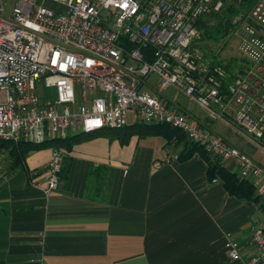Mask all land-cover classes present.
<instances>
[{
  "label": "built area",
  "instance_id": "obj_1",
  "mask_svg": "<svg viewBox=\"0 0 264 264\" xmlns=\"http://www.w3.org/2000/svg\"><path fill=\"white\" fill-rule=\"evenodd\" d=\"M47 1L16 0L7 12L0 0V141L168 124L215 159L235 160L237 175L264 199V165L180 111L168 93L185 95L264 151V0H50L56 8ZM229 7L236 12L227 16ZM224 17L237 45L231 63L224 46L204 39V27ZM63 158L54 147L47 193L59 187ZM179 158L171 149L166 160ZM226 246L239 264H264L260 225L245 242L228 235Z\"/></svg>",
  "mask_w": 264,
  "mask_h": 264
},
{
  "label": "crops",
  "instance_id": "obj_2",
  "mask_svg": "<svg viewBox=\"0 0 264 264\" xmlns=\"http://www.w3.org/2000/svg\"><path fill=\"white\" fill-rule=\"evenodd\" d=\"M199 117L264 165V151L243 135ZM143 124L72 131L21 159L13 143H0V264H239L227 237L245 242L253 225L264 228V199L230 193L200 151L167 161L171 149L185 152L188 138L168 140ZM56 146L61 180L47 193ZM220 163L237 173L235 160Z\"/></svg>",
  "mask_w": 264,
  "mask_h": 264
},
{
  "label": "trees",
  "instance_id": "obj_3",
  "mask_svg": "<svg viewBox=\"0 0 264 264\" xmlns=\"http://www.w3.org/2000/svg\"><path fill=\"white\" fill-rule=\"evenodd\" d=\"M252 1L253 0H244V3L245 2L251 3ZM228 11L229 12L227 13V16H230L232 15V13L236 12V9L229 7ZM228 18L224 17L223 19H218V21L212 26H209V25L205 26L204 27V39L217 42L221 40L223 36H226L229 33V29H230V21ZM233 59L234 58H230L229 62L231 63ZM143 127L147 133L163 134L168 140H173L176 142L177 141L181 142L182 139L179 138L180 136L181 137L186 136L179 129L173 128L172 126L168 124H143ZM0 143L1 144L13 143V147L11 149L12 155L16 156L19 159L25 156L26 153L32 148H39L41 146H46L50 144L49 141L48 142L46 141L42 144L41 143L35 144V143L24 142V141L19 142V143H14V142L3 141V140H1ZM186 144H187V147H186L185 152L180 153L182 157H187L195 151H200L211 162V167H210V172H209L211 177H214L215 174L218 173L224 180L225 185L230 193L238 197H241V198L253 199L257 201L260 200V196L256 193L255 188L248 180H242L237 175V173H233L230 170H228L226 167H224L220 163V160L215 159L216 162L213 161L212 155L208 153L207 150L200 144L195 143L189 139ZM262 206L264 207V200L262 201Z\"/></svg>",
  "mask_w": 264,
  "mask_h": 264
},
{
  "label": "rangeland",
  "instance_id": "obj_4",
  "mask_svg": "<svg viewBox=\"0 0 264 264\" xmlns=\"http://www.w3.org/2000/svg\"><path fill=\"white\" fill-rule=\"evenodd\" d=\"M6 3V8H7V12H9L11 10V7L16 3V0H3ZM47 5L56 8L58 5L57 3L53 2V1H47ZM229 31L231 32V30L229 29ZM228 33L226 36L222 37L221 40L217 41V42H212L211 40H209L208 45H212L211 47H213V49H219L222 46L225 47V53L227 54L228 60H230V58H233V56H236L238 54L237 52V48H236V44L232 38V34ZM173 98H175L177 100V102L179 103V106L177 107L180 111H182L183 113L196 118L200 124L209 129L214 131L215 133H217L218 135H221L220 133L216 132L213 128H211L209 125H207L199 116L205 117V118H212L210 117L207 112L202 109L200 106H198L196 103L190 101L185 95L183 94H177L175 92L169 91L168 92ZM215 119V118H212ZM218 120V119H215ZM221 120V119H219ZM222 121V120H221ZM224 122V121H222ZM224 124L230 126L232 128V130H234L237 133H240L241 131L233 128L230 124L225 123ZM182 132V131H181ZM183 133V132H182ZM241 134V133H240ZM180 139H182L181 141H183V139L185 137H179Z\"/></svg>",
  "mask_w": 264,
  "mask_h": 264
}]
</instances>
